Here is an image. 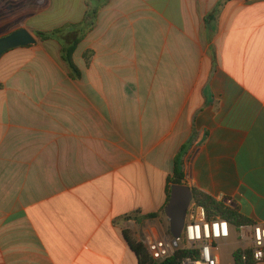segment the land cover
Returning a JSON list of instances; mask_svg holds the SVG:
<instances>
[{
  "label": "crops",
  "instance_id": "obj_1",
  "mask_svg": "<svg viewBox=\"0 0 264 264\" xmlns=\"http://www.w3.org/2000/svg\"><path fill=\"white\" fill-rule=\"evenodd\" d=\"M96 6L72 79L35 34ZM21 29L36 44L0 61V264H137L123 231L167 234L177 156L192 194L264 225V0H0V38Z\"/></svg>",
  "mask_w": 264,
  "mask_h": 264
},
{
  "label": "built area",
  "instance_id": "obj_2",
  "mask_svg": "<svg viewBox=\"0 0 264 264\" xmlns=\"http://www.w3.org/2000/svg\"><path fill=\"white\" fill-rule=\"evenodd\" d=\"M232 232L238 238L236 252L240 264L264 261V225L250 223L235 227L220 216L210 217L206 208L193 198L178 238L168 230L160 238L146 235L141 242L151 260L157 263L184 253L176 264H220L219 248L228 243Z\"/></svg>",
  "mask_w": 264,
  "mask_h": 264
},
{
  "label": "trees",
  "instance_id": "obj_3",
  "mask_svg": "<svg viewBox=\"0 0 264 264\" xmlns=\"http://www.w3.org/2000/svg\"><path fill=\"white\" fill-rule=\"evenodd\" d=\"M87 1H103L106 2L107 0H87ZM219 11V8L215 10V12ZM98 7H94L93 9L86 12L83 22L74 28L65 27L63 29L54 30L51 32H38L35 36L41 41H49L55 40L60 44L61 47V58L65 63L66 67L70 72V77L72 79H80L81 73L78 67L75 65L73 61V53L76 51L79 42L83 39V37L93 28L95 19L97 17ZM86 61H88V58ZM180 156H177L175 159L174 165V173L173 178L171 179V185H181L182 181V172L180 167ZM170 189L171 186L167 190V200L166 205L168 204L169 197H170ZM193 198L194 201L198 204L204 206L207 210V213L210 217L212 216H220L223 219H226L230 224L235 227H239L241 225L250 224L247 222L238 212L236 209L231 208L229 206L224 205L223 203L215 202L211 197L205 195L204 193L194 190L193 191ZM155 214L147 215L148 218H154ZM124 239L126 240L129 248L135 254L137 258V264H176L178 258L183 255L184 253H179L172 258L165 260L164 262L157 263L151 260L149 257L144 245L136 241L131 232L129 230L123 231ZM234 263L240 264L238 261L237 252L234 253Z\"/></svg>",
  "mask_w": 264,
  "mask_h": 264
},
{
  "label": "water",
  "instance_id": "obj_4",
  "mask_svg": "<svg viewBox=\"0 0 264 264\" xmlns=\"http://www.w3.org/2000/svg\"><path fill=\"white\" fill-rule=\"evenodd\" d=\"M36 44L33 35L24 29L15 31L5 37L0 38V58L10 50L28 47ZM193 194L189 187L184 185H172L168 204L164 209V214L168 219L169 233L178 238L184 223L185 215Z\"/></svg>",
  "mask_w": 264,
  "mask_h": 264
},
{
  "label": "rangeland",
  "instance_id": "obj_5",
  "mask_svg": "<svg viewBox=\"0 0 264 264\" xmlns=\"http://www.w3.org/2000/svg\"><path fill=\"white\" fill-rule=\"evenodd\" d=\"M6 57L8 56L1 57L0 61L2 62L6 60L7 59ZM139 242H141V240ZM237 243H238L237 235L232 232L228 240V243L226 245H221V247L219 248L220 264H235L234 253L238 249Z\"/></svg>",
  "mask_w": 264,
  "mask_h": 264
}]
</instances>
